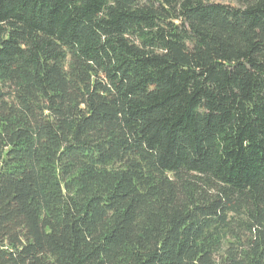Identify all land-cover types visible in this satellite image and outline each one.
<instances>
[{"label": "trees", "instance_id": "trees-1", "mask_svg": "<svg viewBox=\"0 0 264 264\" xmlns=\"http://www.w3.org/2000/svg\"><path fill=\"white\" fill-rule=\"evenodd\" d=\"M0 264H264V0H0Z\"/></svg>", "mask_w": 264, "mask_h": 264}]
</instances>
